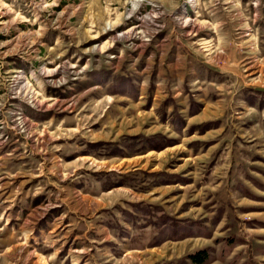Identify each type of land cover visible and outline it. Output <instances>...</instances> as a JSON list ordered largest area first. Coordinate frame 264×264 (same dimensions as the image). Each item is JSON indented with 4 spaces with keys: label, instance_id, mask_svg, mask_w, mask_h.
Returning <instances> with one entry per match:
<instances>
[{
    "label": "rangeland",
    "instance_id": "374dc122",
    "mask_svg": "<svg viewBox=\"0 0 264 264\" xmlns=\"http://www.w3.org/2000/svg\"><path fill=\"white\" fill-rule=\"evenodd\" d=\"M261 29L264 0H0V264H264Z\"/></svg>",
    "mask_w": 264,
    "mask_h": 264
},
{
    "label": "trees",
    "instance_id": "16d2710c",
    "mask_svg": "<svg viewBox=\"0 0 264 264\" xmlns=\"http://www.w3.org/2000/svg\"><path fill=\"white\" fill-rule=\"evenodd\" d=\"M126 140H127L126 144L130 148L129 152H132L131 154H133V152L143 151L147 147L160 149L163 146H166L173 142L172 139L163 140V137L161 134H153V135L136 134V135H132L128 137ZM136 140H139V146L134 149L133 144ZM97 143L99 144L107 143L108 145L113 144L112 141H105L102 143L98 141ZM110 150H111L110 152H112L113 154H121V155L128 154L127 151H123V149H120L119 147H117V145L113 147V150L112 149ZM162 180L163 181L161 182H168V181H165L167 179H162ZM172 231H175V228H173ZM189 257H190V260L194 263L204 264L209 261V255H208L207 249L197 250L196 252L189 254Z\"/></svg>",
    "mask_w": 264,
    "mask_h": 264
},
{
    "label": "crops",
    "instance_id": "0c3cea01",
    "mask_svg": "<svg viewBox=\"0 0 264 264\" xmlns=\"http://www.w3.org/2000/svg\"><path fill=\"white\" fill-rule=\"evenodd\" d=\"M229 5H230V0H227V7H229ZM217 30L220 32V29H217ZM228 31H229V29H228ZM246 35H248V32H246ZM217 36L220 37V33ZM244 39L246 40L247 37H244ZM205 43H207V42H204V44ZM204 44H202V46ZM214 44H215V42H214ZM203 50H205V49H203ZM251 50H254V49H251ZM247 56H249V55H247ZM255 56L257 58V55H253L252 56L253 58L249 60V63L245 64V65H247V67L245 69L248 71V73H251L252 71L255 70V71H258L260 73V75H264V29L260 30V42L258 43V58H259L258 62L256 61ZM254 65L259 66V67L254 68Z\"/></svg>",
    "mask_w": 264,
    "mask_h": 264
},
{
    "label": "bare ground",
    "instance_id": "6f19581e",
    "mask_svg": "<svg viewBox=\"0 0 264 264\" xmlns=\"http://www.w3.org/2000/svg\"><path fill=\"white\" fill-rule=\"evenodd\" d=\"M186 22V21H185ZM204 48L208 51H210L211 50V48H212V45L211 44H209V43H205L204 44Z\"/></svg>",
    "mask_w": 264,
    "mask_h": 264
}]
</instances>
